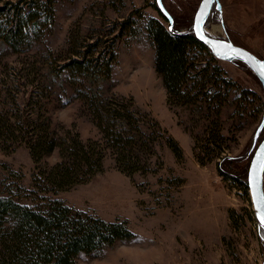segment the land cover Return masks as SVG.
<instances>
[{"label":"rangeland","instance_id":"1","mask_svg":"<svg viewBox=\"0 0 264 264\" xmlns=\"http://www.w3.org/2000/svg\"><path fill=\"white\" fill-rule=\"evenodd\" d=\"M165 2L177 14L186 15L198 0ZM223 2L224 21L232 40L264 59V0ZM155 4L156 0H57L54 24L42 43L25 55L0 50V77L6 73L16 76L27 61L35 63L42 76H36L34 84L31 77L15 90L17 95H32L33 104L38 102L48 111L60 133L75 126L84 141H101L102 135L83 102L73 96L59 57L75 38L113 43L117 61L110 79L95 84L84 80V85L104 98L133 99L136 110L158 122L165 133L154 145L156 155L148 161L147 173L130 177L118 170L108 154L104 172L57 195L72 208L107 222L126 221L135 234L133 240L118 242L101 254L82 255L76 264H264V229L256 219L250 192L220 176L217 159L207 158L201 165L196 158L195 139L207 138L213 117L190 107L168 106L167 92L155 70V50L145 31L151 18L167 25ZM129 17L136 23L137 36L120 30L119 23ZM205 29L213 37L226 39L227 32L219 22L207 20ZM105 45L95 53L103 49L105 53ZM200 60L209 58L201 55ZM214 65L236 84L222 108L226 138L222 150L243 167L264 138L263 126L254 144L263 119L264 91L245 64L217 59ZM39 93L42 97L37 96ZM149 124L143 128L146 133ZM169 136L180 145L181 160L168 147L165 139ZM59 160V154L54 153L36 165L25 146L10 152L0 147V195L13 196L25 205L36 204L31 192L33 175Z\"/></svg>","mask_w":264,"mask_h":264},{"label":"trees","instance_id":"2","mask_svg":"<svg viewBox=\"0 0 264 264\" xmlns=\"http://www.w3.org/2000/svg\"><path fill=\"white\" fill-rule=\"evenodd\" d=\"M162 1L173 24L155 4L167 25L151 18L145 31L155 50V70L167 92L168 106L190 107L211 114L213 120L207 138L195 139L196 158L201 165L206 164L207 158L217 159L219 175L248 192L250 158L243 167L237 166L235 159L222 150L226 140L221 124L222 108L236 84L217 65L213 66L217 59L193 32L194 16L201 0L186 15L177 14ZM56 3L57 0H0L1 53L25 55L42 43L54 24ZM220 3L222 11L215 6L208 21L225 25L223 0ZM119 27L132 37L138 34L131 17L119 23ZM225 29L229 34L226 25ZM229 37L233 41L230 34ZM88 38L71 40L69 49L59 58L64 62L61 72L67 74L73 96L83 102L86 113L102 135L101 141H84L75 126L60 133L54 128L48 111L38 102L33 104L32 95L16 94L15 90L19 91L31 77L35 78L31 84L36 76L42 77L35 63L24 62L23 73L16 76L6 73L0 77L2 150L10 152L23 145L36 165L54 153L60 158L55 165L41 168L33 175L31 192L36 204L25 205L13 196L0 195V264H76L82 255H98L118 242L135 238L126 221L107 222L57 198L60 192L86 184L104 172L108 154L114 158L118 170L130 177L147 173L148 161L156 155L154 145L165 134L158 122L136 110L133 99L104 98L94 88L84 85V80L95 84L110 79L117 61L113 43L105 45L108 41ZM101 44L107 51L95 53ZM201 55L209 60H200ZM37 96L42 97L40 93ZM33 105L36 106L34 113L29 110ZM147 122L152 123L148 133L143 129ZM165 140L181 160L183 151L178 142L171 136Z\"/></svg>","mask_w":264,"mask_h":264},{"label":"water","instance_id":"3","mask_svg":"<svg viewBox=\"0 0 264 264\" xmlns=\"http://www.w3.org/2000/svg\"><path fill=\"white\" fill-rule=\"evenodd\" d=\"M156 4L160 12L172 25L173 19L165 8L163 1L156 0ZM215 6L221 12L219 0H201L193 22L195 37L210 49L216 59L230 63L241 62L245 64L258 78L264 91V60L258 58L250 51L233 44L231 41L213 37L206 31L205 24ZM263 126L264 116L256 131L254 144L258 140ZM247 182L256 219L264 227V138L257 146L250 162Z\"/></svg>","mask_w":264,"mask_h":264},{"label":"flooded vegetation","instance_id":"4","mask_svg":"<svg viewBox=\"0 0 264 264\" xmlns=\"http://www.w3.org/2000/svg\"><path fill=\"white\" fill-rule=\"evenodd\" d=\"M220 1V0H219ZM221 4V3H220ZM221 11H222V5H221ZM220 12V11H219ZM221 23V25H222V28H223V30L225 29V25H224V22H220ZM224 31H226V29L224 30ZM222 39V38H221ZM230 39V37L228 36V33H227V36H226V40H228V41H231V40H229ZM233 44H235V45H237V46H239V47H242V48H244V49H246V50H248V51H250L249 49H247V48H245V47H243V46H240V45H238V44H236L234 41H231ZM251 53H253L252 51H250ZM254 54V53H253ZM255 55V54H254ZM264 60V59H263Z\"/></svg>","mask_w":264,"mask_h":264}]
</instances>
